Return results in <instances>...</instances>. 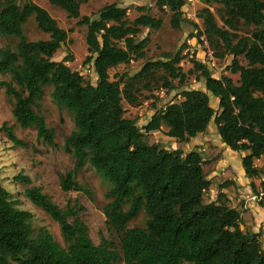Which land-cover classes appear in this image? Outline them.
<instances>
[{"label":"trees","instance_id":"trees-1","mask_svg":"<svg viewBox=\"0 0 264 264\" xmlns=\"http://www.w3.org/2000/svg\"><path fill=\"white\" fill-rule=\"evenodd\" d=\"M90 0H48L69 19L80 18L81 5ZM187 0H157L161 12L170 14V26L187 23L183 9ZM222 27L209 9H203L202 35L218 49L216 58H231L230 73L237 80L211 75L204 61L195 60L184 72L182 51L163 53L160 60H146L133 75L110 79L109 72L120 65L146 58L148 39H138L142 29L159 31L163 22L144 13L129 21L127 11L116 4L102 7L92 17L77 23L86 28L87 57L97 77L92 85L72 71L65 62L53 61L67 43L68 32L40 6L27 1L0 0V37L18 39L15 49L0 50V75H9L2 85L14 99L12 115L22 129L33 127L38 143L55 147L53 130L33 111L43 87L52 88L51 99L73 116L74 130L65 139L63 151L74 159L73 168L59 176L65 193L87 194L77 175L89 165L109 185L103 215L106 225L119 237V250L102 238L95 245L86 224L79 218L77 205L64 211L54 205L38 187L25 190L30 202L40 208L60 228L64 246L54 242L46 230L36 233L31 214L15 208L0 182V264H264V250L258 236L243 229L245 222L236 209L219 194L206 203L204 195L211 182L204 174L206 161L197 151L184 154L144 143V134L166 128L165 136L188 144L203 134L209 124L217 129L221 143L232 153L241 154L245 177L253 195L264 192V166L254 161L264 157V0H220ZM34 17L37 29L49 35L46 41L29 42L23 26ZM198 29L193 23H188ZM240 27L251 31L239 34ZM242 58L246 65L239 63ZM161 77L157 79V76ZM191 76L203 89H185L179 102L156 112L141 129L125 117L123 102L134 105L143 88L160 82L161 90L172 92ZM143 84L140 90L136 84ZM177 81V86L174 82ZM211 97L217 108L211 105ZM9 141L24 146L10 128L3 127ZM260 180L259 190L253 183ZM14 182L31 186L22 174ZM229 182L222 184L225 188ZM128 205V209L124 207ZM257 206L264 210V200ZM147 220L144 228H128L140 212Z\"/></svg>","mask_w":264,"mask_h":264},{"label":"rangeland","instance_id":"rangeland-1","mask_svg":"<svg viewBox=\"0 0 264 264\" xmlns=\"http://www.w3.org/2000/svg\"><path fill=\"white\" fill-rule=\"evenodd\" d=\"M30 1L43 8L57 22L58 26L68 32L67 43L53 57L55 62H65V64L75 72L80 73L85 82L95 85L97 77L92 69L91 64L84 65L87 57V47L85 44L86 28L79 27L77 23L82 17H92L102 7L109 4H116L121 8L126 9L129 21L135 20L142 15L138 12V8H144L146 14L160 19L163 26L159 31L150 29H142L138 39L147 38L146 58L143 60L131 61L129 64L120 65L115 69L110 70L109 75L111 80H115L116 76L137 74L143 67L146 60H160L163 53L175 55L178 51H182V62L180 67L184 72L192 68V62L195 60L204 61L209 68L210 73L215 78L222 76L230 77L233 81L237 80V75L230 73L231 58L225 56L223 59L216 58L214 53H218V49L211 46L202 35H198L203 31V21L200 18L203 9H209L213 14L218 27H222L221 22V5L220 0H187L186 6L183 9L182 19L187 23H181L179 29H172L170 26V14L161 12L156 6L157 0H90L87 4L81 5L80 18L69 19L65 12L61 9L49 4L48 0H17L19 5ZM188 23H193L198 26L194 29ZM252 28L247 29L240 27L239 34L248 33ZM23 31L26 39L29 42L46 41L49 35L40 32L35 24L34 17H31L23 26ZM18 43V39L12 37H0V50L8 47L12 50ZM239 63L246 65L245 61L240 58ZM161 74L157 76V79ZM10 81L9 75H0V182L2 187L10 196V201L15 204V208L31 214V225L35 233L40 230H46L55 243L64 246L63 239L60 233V228L48 215L40 208L34 206L25 195V190L34 186L42 190V193L56 205L60 210L64 211L68 206L77 205L82 211L79 212V218L83 221L88 230L89 236L95 245L101 242L104 238L113 243L115 248L119 250V235L108 228L106 219L103 215L104 207L110 202L107 199V194L110 190L109 183L97 174L89 165H85L81 172L77 175V182L88 191L87 194L81 192L65 193L59 186V176L71 170L74 165V159L63 151L65 139L74 130V122L72 114L63 106L54 103L51 99L52 88L50 86L43 87L42 97L37 100L33 106V111L41 116L48 128L53 130L55 147L42 145L36 140V130L33 127L22 129L15 121L12 110L14 107V99L5 95L3 82ZM146 82L136 84V89L140 90ZM177 86V81L174 82ZM161 83H152L148 89L143 88L140 94L137 95L138 101L134 105H129L123 102L125 117L135 120L137 126L141 129L144 127L151 117L158 111H162L168 104L179 102V93L185 89H203V83L195 80L191 76L185 82V85L178 87L177 90L167 92L159 89ZM211 105L217 108L215 99L211 97ZM211 126L215 125L211 123ZM3 127L10 128L15 137L20 140L24 146L13 145L7 134L2 130ZM166 128L162 127L159 132L144 134L143 141L147 145H157L160 149L173 151L181 150L184 154L197 151L199 146L179 143L165 136ZM202 158L206 161L203 171L207 178L211 179L210 175L214 172V166L210 164L215 160H220L224 165L225 161L231 162L229 168L231 174L237 177L236 166H239L241 154L237 153H222L216 158L207 156L201 153ZM254 166L262 168L264 166V157L254 161ZM215 178L211 179L212 185L209 191L204 195L206 203L210 202L215 196L219 183L225 181L230 175L227 169H222L217 172ZM18 174L27 176L31 182V186H22L14 182V177ZM254 179V185H260V180ZM243 203V205H241ZM237 203L240 214L247 213L243 207L244 201ZM257 204V203H256ZM128 209V205L124 207ZM243 218V217H242ZM147 216L142 211L132 220L128 228L135 227L144 228ZM243 229L250 231L258 236L261 248L264 250V217L256 213L251 220H245ZM115 264H125L120 258Z\"/></svg>","mask_w":264,"mask_h":264},{"label":"crops","instance_id":"crops-1","mask_svg":"<svg viewBox=\"0 0 264 264\" xmlns=\"http://www.w3.org/2000/svg\"><path fill=\"white\" fill-rule=\"evenodd\" d=\"M190 144L192 146H199L197 152L205 153L207 156H212V158H216L219 154L222 153L227 154L231 152L228 149H226V147L221 143L220 137L217 134L216 127L215 126L212 127L211 124H209V126L207 127L206 131L203 134L191 140ZM221 159H223V157H220V160L219 159L215 160L210 164L211 166H214L213 167L214 172L213 174L210 175L211 179L215 178L216 180V175H219L217 172L224 168L227 169L228 172H230V175L227 179H225V181L219 183V187L217 188L216 191V196L210 202L216 201L218 195L223 194L226 197L227 205L236 209L237 211H239V209L236 208L237 207L236 204L241 203V200L244 201L245 206L243 208L248 211L245 214L241 213V217H243L242 218L243 221L251 220L252 216L255 215L256 213L264 217V210L260 209L257 206V204L251 200V197L253 195V192L250 188L251 181L248 180L244 175L241 159L239 160L238 163L239 166H236L237 177H234L231 174V170L229 171V168H231L230 166H232L231 162L225 161L223 165ZM207 179L210 182H212L211 179L209 178ZM225 182H229L230 184L227 187L223 188L222 184ZM211 186L213 187L214 185ZM255 186L257 190H259V185L255 184ZM241 205H243V203H241Z\"/></svg>","mask_w":264,"mask_h":264},{"label":"built area","instance_id":"built-area-1","mask_svg":"<svg viewBox=\"0 0 264 264\" xmlns=\"http://www.w3.org/2000/svg\"><path fill=\"white\" fill-rule=\"evenodd\" d=\"M251 200L253 202L257 203V204L259 202L263 201L264 200V192L263 191H260L258 194L252 195Z\"/></svg>","mask_w":264,"mask_h":264}]
</instances>
